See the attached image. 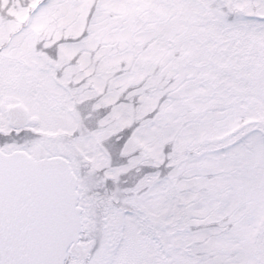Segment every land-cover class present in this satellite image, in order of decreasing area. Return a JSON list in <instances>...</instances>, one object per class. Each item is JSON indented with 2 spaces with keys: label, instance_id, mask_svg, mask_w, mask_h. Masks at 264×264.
<instances>
[{
  "label": "snow or ice",
  "instance_id": "obj_1",
  "mask_svg": "<svg viewBox=\"0 0 264 264\" xmlns=\"http://www.w3.org/2000/svg\"><path fill=\"white\" fill-rule=\"evenodd\" d=\"M0 264H264V0H0Z\"/></svg>",
  "mask_w": 264,
  "mask_h": 264
}]
</instances>
